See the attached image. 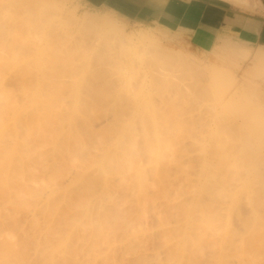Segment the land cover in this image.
<instances>
[{"label":"clouds","instance_id":"1","mask_svg":"<svg viewBox=\"0 0 264 264\" xmlns=\"http://www.w3.org/2000/svg\"><path fill=\"white\" fill-rule=\"evenodd\" d=\"M0 264H264V46L0 0Z\"/></svg>","mask_w":264,"mask_h":264},{"label":"crops","instance_id":"2","mask_svg":"<svg viewBox=\"0 0 264 264\" xmlns=\"http://www.w3.org/2000/svg\"><path fill=\"white\" fill-rule=\"evenodd\" d=\"M122 3L131 14L156 20L202 51L223 39L264 46V0H166L158 11L145 7L144 0Z\"/></svg>","mask_w":264,"mask_h":264},{"label":"rangeland","instance_id":"3","mask_svg":"<svg viewBox=\"0 0 264 264\" xmlns=\"http://www.w3.org/2000/svg\"><path fill=\"white\" fill-rule=\"evenodd\" d=\"M183 41L189 44L184 39ZM256 48L257 47L255 46L241 44L231 39H223L219 41L211 50L204 52L215 57L232 58L242 57L240 52H245L246 50H254Z\"/></svg>","mask_w":264,"mask_h":264},{"label":"bare ground","instance_id":"4","mask_svg":"<svg viewBox=\"0 0 264 264\" xmlns=\"http://www.w3.org/2000/svg\"><path fill=\"white\" fill-rule=\"evenodd\" d=\"M250 51H252V50H246L245 52H240V54H241L242 57H243V56H245L246 54H248Z\"/></svg>","mask_w":264,"mask_h":264}]
</instances>
